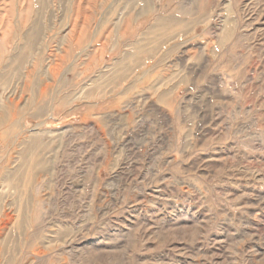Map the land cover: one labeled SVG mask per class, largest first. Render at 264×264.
Here are the masks:
<instances>
[{
  "label": "rangeland",
  "instance_id": "obj_1",
  "mask_svg": "<svg viewBox=\"0 0 264 264\" xmlns=\"http://www.w3.org/2000/svg\"><path fill=\"white\" fill-rule=\"evenodd\" d=\"M0 264H264V0H0Z\"/></svg>",
  "mask_w": 264,
  "mask_h": 264
},
{
  "label": "bare ground",
  "instance_id": "obj_2",
  "mask_svg": "<svg viewBox=\"0 0 264 264\" xmlns=\"http://www.w3.org/2000/svg\"><path fill=\"white\" fill-rule=\"evenodd\" d=\"M6 12H7V11H6ZM7 14H8V13H7ZM3 16L6 17L7 15H4V14H3ZM159 17H160V16H159ZM4 19H5V18H4ZM159 19H160V18H159ZM173 19H174V18H173ZM170 20H171V19H170ZM158 21H159V20H158ZM158 21H157V22H158ZM152 26H153V25H152ZM158 26H161V25H160V22L157 23V26H156V27L153 26L151 29H153V28H154V29H155V28H158ZM172 29H173V28H172ZM126 67H127L126 64H124V65L121 64V65H120V63H119V64L115 67V69H114L113 71L111 70L110 72H107V73H108L107 75L109 76V80H111V76H112V77L114 76V77H116V78H117V76H118V77H123V76H125V75L127 74V72H128V70H127ZM84 89H85V88H84ZM143 99H144V101L147 100V99H148V96H144ZM141 100H142V99H141ZM134 103H135V102H128V104H127L126 106H127V107H131V106H133ZM37 125H38V124H37ZM118 126H119V125H118ZM149 126H150V125H149ZM168 137H169V136H168ZM107 142H108V141H107ZM93 155H94V154H93ZM155 161H156V160H155ZM85 168H86V167H85ZM256 171H257V170H256ZM133 186H134V185H133ZM250 189H251V188H250ZM253 192H254V191H253ZM150 197H151V196H150ZM130 210H131V209H130ZM255 211H256V210H255ZM139 214H140V213H139ZM142 217H143V216H142ZM222 238H223V237H222ZM35 257H38V258H39L40 256H39V254H36ZM34 259H35V258H34ZM34 259H33V261H34ZM39 259H40V258H39ZM37 260H38V259H37Z\"/></svg>",
  "mask_w": 264,
  "mask_h": 264
}]
</instances>
